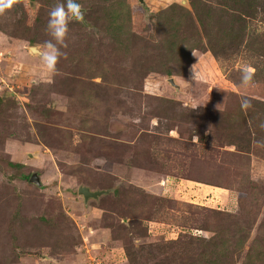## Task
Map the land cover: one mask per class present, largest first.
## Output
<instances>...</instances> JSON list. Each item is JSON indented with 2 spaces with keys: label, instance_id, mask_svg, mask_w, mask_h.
Segmentation results:
<instances>
[{
  "label": "rangeland",
  "instance_id": "1",
  "mask_svg": "<svg viewBox=\"0 0 264 264\" xmlns=\"http://www.w3.org/2000/svg\"><path fill=\"white\" fill-rule=\"evenodd\" d=\"M57 2L0 14V264H264V0H78L49 73Z\"/></svg>",
  "mask_w": 264,
  "mask_h": 264
},
{
  "label": "clouds",
  "instance_id": "2",
  "mask_svg": "<svg viewBox=\"0 0 264 264\" xmlns=\"http://www.w3.org/2000/svg\"><path fill=\"white\" fill-rule=\"evenodd\" d=\"M13 3L14 0H0V14L11 9ZM70 19L75 21L83 20V12L78 0L57 2L48 12L46 32L50 39L45 40L40 47L30 49L34 55L39 57L41 68L49 73L57 71L58 60L65 55L61 48L64 46ZM253 83L252 71L247 67L242 68L240 71V86L249 87ZM240 106L242 109H247L251 106L250 101L247 98H242ZM259 127L264 130V121L260 122Z\"/></svg>",
  "mask_w": 264,
  "mask_h": 264
},
{
  "label": "water",
  "instance_id": "3",
  "mask_svg": "<svg viewBox=\"0 0 264 264\" xmlns=\"http://www.w3.org/2000/svg\"><path fill=\"white\" fill-rule=\"evenodd\" d=\"M136 1L147 12V7L145 5L144 0H136ZM30 6L33 7V3L30 2ZM82 22L85 23V20L83 19ZM33 47H35V46L28 47V50H29L30 54H32V55H33V52L30 49ZM169 83L171 85H175L171 79H169ZM28 182L39 187L40 181H39V177L37 176V173H35V172L31 173L28 177ZM104 193H107V191H98V190L91 191L89 188H87L85 186H79L77 188V194L82 198L84 203H86L87 200H89V199H97L98 196H100Z\"/></svg>",
  "mask_w": 264,
  "mask_h": 264
},
{
  "label": "trees",
  "instance_id": "4",
  "mask_svg": "<svg viewBox=\"0 0 264 264\" xmlns=\"http://www.w3.org/2000/svg\"><path fill=\"white\" fill-rule=\"evenodd\" d=\"M1 99H2V98H1ZM10 166H12V167H16V166H18V165L11 164Z\"/></svg>",
  "mask_w": 264,
  "mask_h": 264
}]
</instances>
